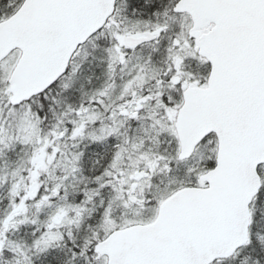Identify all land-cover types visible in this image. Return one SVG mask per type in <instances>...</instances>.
Instances as JSON below:
<instances>
[{
  "label": "snow or ice",
  "instance_id": "1",
  "mask_svg": "<svg viewBox=\"0 0 264 264\" xmlns=\"http://www.w3.org/2000/svg\"><path fill=\"white\" fill-rule=\"evenodd\" d=\"M0 264H264V0H0Z\"/></svg>",
  "mask_w": 264,
  "mask_h": 264
}]
</instances>
